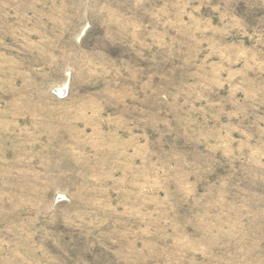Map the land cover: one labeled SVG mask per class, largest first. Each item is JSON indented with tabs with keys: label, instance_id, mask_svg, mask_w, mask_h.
<instances>
[{
	"label": "rangeland",
	"instance_id": "obj_1",
	"mask_svg": "<svg viewBox=\"0 0 264 264\" xmlns=\"http://www.w3.org/2000/svg\"><path fill=\"white\" fill-rule=\"evenodd\" d=\"M0 264H264V0H0Z\"/></svg>",
	"mask_w": 264,
	"mask_h": 264
}]
</instances>
